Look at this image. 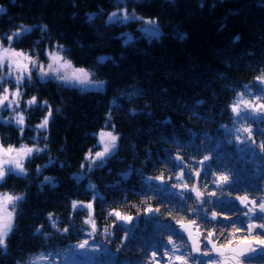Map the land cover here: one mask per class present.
<instances>
[{"label":"trees","instance_id":"1","mask_svg":"<svg viewBox=\"0 0 264 264\" xmlns=\"http://www.w3.org/2000/svg\"><path fill=\"white\" fill-rule=\"evenodd\" d=\"M0 5L3 43L19 26H28L13 39V49L35 52L45 62L46 51L57 48L71 66L104 82L100 89H81L35 74L24 78L22 96L37 101L25 113L22 134L13 121L0 122V140L8 146L33 137L40 150L24 161V174L9 173L0 181L2 191L20 198L13 203L0 264H31L40 256L56 264L88 247V264L104 257L111 264H150L153 252L163 258L170 249L169 238L185 243L177 221L189 219L203 236L212 230L219 243L245 236L248 221L233 197L264 200V113L248 111L242 119L232 108L240 95L262 100L264 0H0ZM119 6L135 18L109 19ZM143 20H153L158 35L147 36L139 28ZM180 33L186 37L180 39ZM49 109L46 129L35 136L32 126ZM103 129L117 141L104 157L94 158L96 134ZM219 175L228 181L218 187ZM184 183L204 193L200 201L190 189L173 187ZM147 208L159 212L146 213ZM117 212L133 219L118 220ZM212 212L221 218L212 221ZM252 235L264 238L257 231ZM253 252L246 264H262L258 250ZM186 253L188 264H195L187 245Z\"/></svg>","mask_w":264,"mask_h":264},{"label":"rangeland","instance_id":"2","mask_svg":"<svg viewBox=\"0 0 264 264\" xmlns=\"http://www.w3.org/2000/svg\"><path fill=\"white\" fill-rule=\"evenodd\" d=\"M115 14V15H113ZM132 12H129L125 6H119L117 9L112 10V12L109 14V19L112 20H118V21H127L124 19L125 16H132ZM140 29L143 30V32L149 36V35H156L155 33H158V26L156 25V23L153 20H143L141 22V24L139 25ZM26 29H29L28 26L24 27ZM19 30V29H18ZM18 30H16L15 32H17ZM155 30V33L154 31ZM10 33L8 35H12L14 34ZM13 41V40H12ZM12 41L9 42L6 38L4 40V43L0 40V54L4 55V66L2 68H0V95H3L4 92V88H8L9 92H8V96H9V101H12V95L11 93L17 91V88H19L20 92H21V85H17L16 83V78L17 76L21 75L22 73H24V69L21 68H17L16 64L19 63L21 65L27 64L29 66V68L31 69V77H33L32 75L35 74V76H37L40 79H45V78H52V79H58L59 76H64L66 79L64 81H61L60 79H58L60 82H63L64 84L67 85H73V86H77L81 89H87V88H92V89H100L101 88V83L99 81H96L94 79H92L89 75V80L91 81L90 83H78L74 77L75 76H79L81 79L83 78V74L77 72V69H82V68H76L71 66V64L69 63L68 60H65L63 58V56L60 54L59 49L57 48H49L46 51V60L45 62H40V60L37 58V56L35 55V52H25V51H18L12 48L11 44ZM9 49V53L4 54V49ZM21 53L22 55L19 56H15L12 55V53ZM32 57V60L36 61V67H32L31 62L26 59V57ZM53 56L59 57V61H56L55 59H53ZM9 61L12 62V67L11 70L9 69ZM66 62V63H65ZM43 64L44 68L46 70L49 71V74L47 76H43L40 72H39V65ZM52 65V68L55 69V73H53L51 70L48 69L49 65ZM11 71V74H10ZM85 72H87L86 70H84ZM88 73V72H87ZM28 77L27 74H24V78ZM24 82V79H23ZM32 97H23L22 94L19 97H16V101L19 102V108H16L15 106H13L12 108H9L8 105V101L5 102V105L3 107H0V122H7V121H13L15 123V119H18V114H23L25 117V113L28 111L29 109V105L27 104V101L30 100ZM259 98H261L262 100L257 99L255 96H253V94H249L247 96H243L240 95L234 103V106L237 108L238 111L241 112V118L243 119V117L248 116L249 112L248 111H253V106L254 105H261L264 104V92H261L259 94ZM245 102H247L248 106H245ZM15 104V102H13ZM264 113V110H262ZM45 117H49V112L47 113V116ZM45 117L39 118L38 122H35L34 125L32 126L33 130H35L34 132L36 133L35 136L39 133L40 131L42 132L43 129H38L37 125L41 124L44 120ZM16 127H19L16 123H15ZM107 133H111L112 135H115L111 130H100L97 132L96 134V143L99 145L98 146V150L96 152H103L104 151V147L107 144L109 146V151L111 150V148L113 147V144L111 142L110 137L107 135ZM103 134V135H102ZM34 136V137H35ZM8 148H12L13 151L12 152H4V151H0V167H3L4 169H6V173H15V174H24L23 172H20L18 170H16V163L19 162L22 166L24 161L31 156L34 152L37 151V145L35 144L33 137H29V141H24V143H20L19 145H3L1 140H0V149H8ZM21 149H23L24 151H21ZM27 149H33L31 154H26V150ZM40 150V149H39ZM96 152H94V154H92L94 156V158L96 157L95 154ZM24 169V168H23ZM6 174V175H7ZM13 196L16 197L15 195L9 193L8 191H2L0 188V201H2L4 196ZM19 196V195H18ZM17 196V197H18ZM16 199H14L12 201V203L8 204L6 206L7 211L12 212V224L14 222V208H13V203ZM258 206V205H257ZM260 212L259 211V206L258 207H254L253 209V213H252V217L255 216V213ZM3 214V213H0ZM183 222V221H181ZM202 232V231H201ZM206 236H203V238H205ZM236 243H233V245ZM174 245L177 249H179V251H172L173 249V245H170V249L171 252L169 257H163L161 258V256L157 255V258H155V260H151L152 263L150 264H155L156 261H159V263L161 264H170V259H171V264H175L174 261V257L176 255H183L184 257L187 256L186 253V242L184 243L183 240H174ZM219 245V243L217 244ZM188 247V246H187ZM79 248V247H78ZM77 248V249H78ZM89 248V247H88ZM87 249H80L77 254L79 255V257H77L75 255V253L73 254H65L63 256V258H61L58 262L55 261V263L57 264H88V262H90V257L88 255ZM204 249V246L202 247V251ZM255 249H260L258 246H256ZM83 256V258L81 257ZM213 259H217V256L213 255L212 257ZM166 260V262L162 263V260ZM208 257H200V259H198L197 262H202L207 260ZM197 262L195 264H197ZM31 264H48V261L43 258V257H36L35 259H33V261L31 262ZM96 264H111V260L108 257H104L101 261L97 262ZM121 264H132V263H128L126 260L122 261ZM145 264H147V262H145Z\"/></svg>","mask_w":264,"mask_h":264},{"label":"snow or ice","instance_id":"3","mask_svg":"<svg viewBox=\"0 0 264 264\" xmlns=\"http://www.w3.org/2000/svg\"><path fill=\"white\" fill-rule=\"evenodd\" d=\"M4 8L2 5H0V12H3ZM115 15V14H113ZM134 16H125L124 19L125 20H129V19H134ZM28 31V29L24 28V26H19V30L17 32H15L12 35H8L6 37V39L11 42L13 39L21 36L24 32ZM155 33V30H153ZM158 35V33H155ZM186 37L185 33H180L179 34V38L180 39H184ZM239 37H236L234 39V42L238 41ZM9 53V49H4V54ZM12 55L15 56H19L22 55L21 53H15L13 52ZM26 59H28L31 64L32 67H36V61L32 60V57L28 56L26 57ZM53 59H55L56 61H59V57L53 56ZM103 59H111L109 57H105ZM66 63V62H65ZM4 66V55L0 54V68H2ZM12 67V62L9 61V69L11 70ZM17 68H23L24 69V73H22L21 75L17 76L16 78V83L17 85H21L23 83V79H24V74H27L28 79H31V69L29 68V66L27 64L21 65L19 63L16 64ZM48 69L51 70L53 73H55V69L52 68V65L50 64L48 66ZM39 72L43 75V76H47L49 74V71L46 70L43 66V64L39 65ZM77 72L82 73L83 74V78L81 79L79 76H75L74 79L78 82V83H90L91 81L89 80V73L85 72L84 69H77ZM11 74V71H10ZM58 79H60L61 81H64L66 78L64 76H59ZM104 82H101V86H103ZM4 94L0 95V107H3L5 105V102L8 101V107L12 108L13 106H15L16 108H19V102L16 101V97H19L21 95V92L19 90V88H17V91L11 93L12 95V101H9V96H8V92L9 89L8 88H4L3 90ZM37 101V97L33 96L30 100L27 101V104L29 106H33L35 105ZM15 102V104L13 103ZM46 104V102H45ZM245 106L247 107L248 104L247 102H245ZM264 110V104L261 105H254L253 106V111H262ZM232 111L234 113L237 112V108L235 106H233ZM134 114V113H133ZM49 115H51V109H49ZM15 123L19 126L20 128V132L21 134L23 133L24 130V126H25V117L23 114H18V119H15ZM49 123V117H45L43 122L41 124L37 125L38 129H46L47 125ZM245 131H250L249 129H245ZM103 135V134H102ZM107 135L110 137L111 142L113 144V147L115 146V142L117 141V136L112 135L111 133H107ZM0 151H4V152H12L13 149L12 148H8V149H0ZM21 151H24L23 149H21ZM33 151V149H27L26 150V154H31ZM37 151H39V149H37ZM109 152V146L106 144L104 147V151L103 152H96L95 156L96 158H102L105 156L106 153ZM177 159L179 160L180 157H177ZM208 158L205 157V160H207ZM83 167V165H82ZM16 170L23 172V166L17 162L16 163ZM6 169H4L3 167H0V181H2L5 176H6ZM194 176L199 177L200 176V172L196 171L193 173ZM156 180L160 181L161 183L164 182L163 177L162 176H157L155 178ZM228 181V177L224 176V175H219L216 177V185L222 186L224 183H226ZM173 187L175 188H180L183 190H189V184L188 183H184L182 185H173ZM191 192L195 193V197L197 201H200L201 198L203 197L204 193H202L197 187L196 185H192ZM210 196H216V192L215 191H211L209 192ZM14 199H20L19 197H13V196H4L2 201H0V247H6V237L9 235V232L12 228V212L7 211L6 206L10 203H12V201ZM237 200L240 201L241 205L247 207L246 205V201H248V198L246 196H241V197H237ZM250 203L255 204V201H250ZM73 206L75 208V202H73ZM89 209H91L93 206L92 204H89L87 206ZM153 211L159 212V209H152V208H147L145 209L146 213H151ZM259 211L261 213H264V202L260 203L259 205ZM253 213V208H247V212L245 213H240V215L242 216H248L249 214ZM91 215V213H89ZM116 217L118 220H123V221H128L130 222L133 217L131 216H121L120 213H115ZM219 218H221L219 216V214L217 212H212L211 213V220L212 221H217ZM222 219H224L225 221H231V217L230 216H223ZM177 223H180L181 228H183L185 231L188 232V238L189 240H192V253L196 254L197 256L200 257H208L207 260L202 261V262H197V264H230V260L229 259H225V250L231 249L232 245L234 243L233 240L229 239L227 242L225 243H220L219 245H217V243L214 241V232L212 230H208L207 231V235L204 238L205 239V245L204 248L205 250H201V243L196 240L193 239V234L190 231V227L193 225H196V221L195 220H191L189 219L188 221V226H185L183 223H181L180 221H177ZM225 227H227V225H225ZM254 228H260V229H264V223L261 224H253V223H248L247 224V229L249 232H251ZM93 229H95V225H93ZM199 228H197V234H199ZM235 231H240V229H235ZM87 243V241H85L84 243L80 244L81 248L85 247V244ZM236 244L243 246V250L241 251L240 255H243L244 251H251L253 249H251V245L252 244H256L259 246L264 247V238H262L259 235L256 236H245L242 239L235 241ZM168 244L169 245H173V249L172 251H179V249H177L174 245V242L171 238H169L168 240ZM210 246V248L208 247ZM163 255L167 258L170 256V253L168 250H165ZM213 255L219 257V259H213ZM157 256L156 252L152 253V257L155 260V257ZM174 261L175 264H188V260L183 256V255H176L174 257ZM155 264H159V261H156ZM170 264H171V259H170ZM236 264H239V261H236Z\"/></svg>","mask_w":264,"mask_h":264},{"label":"water","instance_id":"4","mask_svg":"<svg viewBox=\"0 0 264 264\" xmlns=\"http://www.w3.org/2000/svg\"><path fill=\"white\" fill-rule=\"evenodd\" d=\"M237 197H241V196H237ZM236 198H235V200L237 202V205L239 207H244L243 205H241L240 201L237 200ZM250 201H253V200L248 199V201L245 202L246 205H250V206L253 205L252 203H250ZM181 223H183L185 226H188V221H183ZM178 226H179V231L183 234V236L185 237L186 241L188 242L189 247H190V250H191V253H192V243H193V241L192 240H189V238H188V232L185 231L183 228H181L180 223L178 224ZM190 231L193 234V239H196V240H198L201 243V235H200V233L197 234V230H194V225L190 227ZM253 245L254 244L251 245V248H252ZM208 247L210 248V246H208ZM242 250H243V246H240L238 244L232 245V248L231 249L225 250V256H224V258L225 259H229L230 260V264H236V261L237 260L239 261V264H242L241 261H240V259L243 256H246L249 253V251H244L243 252V255H240V253H241ZM192 254L193 255H196L194 253H192Z\"/></svg>","mask_w":264,"mask_h":264},{"label":"flooded vegetation","instance_id":"5","mask_svg":"<svg viewBox=\"0 0 264 264\" xmlns=\"http://www.w3.org/2000/svg\"><path fill=\"white\" fill-rule=\"evenodd\" d=\"M254 207H255V206H253V207H249V206H247L245 209H243L244 211H243L242 213L247 212V208H253V209H254ZM244 217H246L248 223H253V222H256V224L264 223V213H261V212H257V213H255V216H253V217H252V214H249L248 216H244ZM246 231H247V233L245 234V236H249V234H250V237L253 236L252 233H254V231L259 232L260 235H264V229H260V228H254L251 232H249L248 229H246ZM245 236H244V237H245ZM214 241H215L217 244L219 243V242H218L217 240H215V239H214ZM219 244H220V243H219ZM203 246H204V244H203V242H202V244H201V248H202ZM256 246H258V247L260 248V249H257V250H258L257 253L260 255V259H261L262 264H264V247L259 246V245H256V244L252 247L253 250H251V251L249 252L248 255L243 256V257L241 258V262H242L243 264H246V257H253V256H254L253 254H254L255 252H253V251H254V249L256 248ZM217 259H219V257H217Z\"/></svg>","mask_w":264,"mask_h":264}]
</instances>
